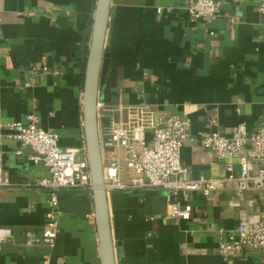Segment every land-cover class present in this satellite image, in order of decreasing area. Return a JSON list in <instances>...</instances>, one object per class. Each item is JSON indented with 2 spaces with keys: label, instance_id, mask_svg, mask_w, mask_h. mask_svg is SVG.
<instances>
[{
  "label": "crops",
  "instance_id": "crops-1",
  "mask_svg": "<svg viewBox=\"0 0 264 264\" xmlns=\"http://www.w3.org/2000/svg\"><path fill=\"white\" fill-rule=\"evenodd\" d=\"M98 0H2L0 121L38 116L59 134L64 149L86 157L84 85ZM190 0H112L105 41L108 71L99 88L97 131L101 142L121 107L145 106L189 118L190 140L181 159L194 178L224 177L227 165L202 145L212 132L232 134L245 123L264 128V20L261 0H218L216 19L191 21ZM213 33V34H212ZM47 67L48 70L44 68ZM8 133V130H4ZM0 149L7 178L33 184L49 175L33 150L4 138ZM103 158V150L101 147ZM49 194L34 186L0 190V226L14 237L2 244L0 264H103L93 191H59L56 247L25 245L26 232L41 233ZM189 220L173 218L162 188L115 191L108 196L116 264H264L260 251L220 253L243 220L259 221L264 193L240 195L234 183L207 196L192 192Z\"/></svg>",
  "mask_w": 264,
  "mask_h": 264
},
{
  "label": "built area",
  "instance_id": "built-area-1",
  "mask_svg": "<svg viewBox=\"0 0 264 264\" xmlns=\"http://www.w3.org/2000/svg\"><path fill=\"white\" fill-rule=\"evenodd\" d=\"M220 7L218 0H190L186 10L190 20L197 21L216 19ZM259 12L264 20V0L259 2ZM2 23L0 0V29ZM44 69L48 70L47 67ZM121 112H127V116L113 119L108 136L101 142L104 188L108 196L115 191L162 188L168 195L170 215L189 220L193 213V206L188 202L192 192L209 196L223 190L228 183H234L241 196L251 189L264 193V128L249 133L247 125L241 123L230 135L219 132L205 135L201 139L202 145L218 160L239 159L240 172L236 173L233 164L229 163L224 177L194 178L181 159L182 148L191 138L189 118L166 116L145 106H122ZM6 137L31 147V159L48 168L49 175L33 184H15L6 176L0 149V190L21 185L48 192L51 208L46 226L41 233L27 231L25 245L53 250L59 234V191L78 188L94 191L88 153L78 160L77 150L62 148L59 134L45 130L34 113H30L25 121L8 124L0 121V145ZM13 237L12 228L0 226V252L2 244ZM246 250L264 253V211L257 222L241 221L220 245L223 256ZM43 264H52L50 254L44 256Z\"/></svg>",
  "mask_w": 264,
  "mask_h": 264
},
{
  "label": "water",
  "instance_id": "water-1",
  "mask_svg": "<svg viewBox=\"0 0 264 264\" xmlns=\"http://www.w3.org/2000/svg\"><path fill=\"white\" fill-rule=\"evenodd\" d=\"M111 1L112 0L97 1L93 38L84 85L86 142L92 181L95 186L93 195L95 199V212L100 234L103 264H116L108 194L104 188L101 145L97 131L99 88L104 82L105 75L108 71V56L105 54V41L111 12Z\"/></svg>",
  "mask_w": 264,
  "mask_h": 264
}]
</instances>
